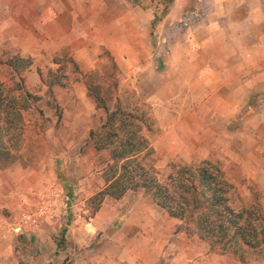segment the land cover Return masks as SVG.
I'll list each match as a JSON object with an SVG mask.
<instances>
[{
    "label": "crops",
    "instance_id": "crops-1",
    "mask_svg": "<svg viewBox=\"0 0 264 264\" xmlns=\"http://www.w3.org/2000/svg\"><path fill=\"white\" fill-rule=\"evenodd\" d=\"M148 18V11L131 0H0V59L29 58L25 83L36 71L42 76V64L50 63L46 73L63 65L64 58L79 65L90 46L108 47L118 71L121 62L111 48L121 46L130 54L137 48L136 57L147 67ZM160 26L172 40L165 51L162 39L164 52L157 66L164 73L154 87L159 100L177 111L174 141L188 136L199 148L204 142L206 149L197 155L221 161L231 184L230 198L239 191V204L249 205L251 187L259 194L257 204L264 205V0H173ZM132 61L128 54L123 65ZM165 136L164 131L160 140ZM52 175L51 168L0 167V264H17L14 241L16 234H21L19 239L25 235L2 234L5 220L32 193L58 188L50 185ZM76 184V190L66 192L65 215L57 211L25 235L31 237L28 252L34 253L30 264H163L164 251H169L171 264H244L210 251L143 191L130 190L119 199L104 197L95 214L86 217L84 200L104 180L92 171ZM120 209L125 213V229L120 231L139 238L140 245H118L114 251V239L105 230ZM100 236L107 241H99Z\"/></svg>",
    "mask_w": 264,
    "mask_h": 264
},
{
    "label": "rangeland",
    "instance_id": "rangeland-1",
    "mask_svg": "<svg viewBox=\"0 0 264 264\" xmlns=\"http://www.w3.org/2000/svg\"><path fill=\"white\" fill-rule=\"evenodd\" d=\"M131 1L134 6L149 13L147 37L149 52L147 67L144 66V61L136 57L137 48H135L136 51L134 50L133 54H130L124 51L123 47L114 46L111 50L115 53V57L119 58L118 62H121L119 71L115 70L108 57V47L98 45L90 46L88 52L83 53L82 59L77 61L79 63L77 66L69 63L64 58L63 71H65L68 80L67 87L53 85L51 91L48 92L43 78H45L47 69L51 68L49 67L50 63L38 66L42 70V76L36 71V74L33 73L35 77L31 79L32 82L26 77L27 86H32L33 90L41 96L35 102V106L42 110L44 118L36 112H32L26 116V138L22 144L20 154L17 159L6 164L4 167L12 165L25 167L29 165L30 167H39L40 169L46 170L51 168L53 179L51 180L52 182L49 181L50 185H58L62 190V200L58 209L61 215H65L66 192L76 190V182L78 179L83 178L92 171L99 172L104 180L103 172L107 163L110 161L108 155L103 151H96L89 140V131L98 128L103 123L106 115L104 109L97 107L90 96L88 90V86L90 85H95L100 88L99 95L105 99V104L108 108L112 109L116 104L128 109L138 107L141 110L140 113L146 115L144 119H148L147 122L150 125L149 131L146 134L155 150V158H153L152 164L158 170L160 179L164 177L170 162L191 165L198 164L204 160L197 155L200 149H206L204 142L198 143L199 148L196 147L197 143L195 141L188 142V136L181 138L180 142L177 140L174 141L173 133L176 134L174 130L177 127H173V115L177 111L172 110L171 104H167L168 102L162 103L159 100V92L154 87L160 83V79L157 77H160L164 73L162 66H157L158 60L164 52L162 39L165 37V51H169L172 40V37L168 36L164 28L160 26V22L165 17L169 7H171L173 0L171 2H169L170 0ZM155 15H157V18ZM158 17L159 19L162 17L161 20ZM128 54L133 61L132 64L125 67L123 63H125V58ZM53 66L56 67L55 65ZM80 69L81 74L77 76L76 73ZM23 73L24 71L15 73L10 66L0 59L1 80L6 82L13 81L15 83L20 81L23 77L22 75H24ZM146 79L147 82H145ZM115 82L116 86L114 84ZM147 83H151L152 86L147 87ZM160 87L163 90V85H160ZM152 90L155 91L152 92ZM247 113L248 111L245 110L244 114L247 115ZM164 131L166 132V136L160 140ZM208 160L221 167V161L219 159L210 158ZM67 173H69V176H67ZM57 179H60L59 183ZM105 185L106 182L104 180V186L100 190ZM249 188L251 192L249 205L260 203L258 201L259 194L254 192L251 187ZM135 191H142V189ZM92 195L86 200L81 199L85 201L83 203L84 208L88 209V206L90 207L92 205L89 200ZM104 197L110 196L106 195ZM238 198H240L239 191L232 199L229 196L232 208L239 210L249 206H241ZM73 200L74 198L70 200V203L71 201L74 203ZM262 206L264 208V205ZM124 214L123 209H120L113 225L105 230V232H109V236H111L110 240L114 239L111 243L114 251L116 250L115 246L118 245L126 248L140 245L139 241L136 242L139 238L130 239L128 237L129 235H125V231H120L125 229L122 227L124 222L122 217ZM117 230L119 231L117 232ZM114 232L116 234L112 235ZM18 235L21 234H16L18 238L14 241V262L17 264H30L32 254L34 253L28 252L30 247L27 245V241L31 240V237L23 235V239H19ZM107 239L105 236L99 237V241L101 242L107 241ZM227 254L235 261L240 260L232 249ZM161 257L165 258L163 264H171L169 251H164ZM240 261L244 264H264V249L249 251L245 254L244 259Z\"/></svg>",
    "mask_w": 264,
    "mask_h": 264
},
{
    "label": "trees",
    "instance_id": "trees-1",
    "mask_svg": "<svg viewBox=\"0 0 264 264\" xmlns=\"http://www.w3.org/2000/svg\"><path fill=\"white\" fill-rule=\"evenodd\" d=\"M108 57L113 69L118 70L109 53ZM68 61L77 66L71 59ZM5 63L15 73H21L31 60L15 56ZM63 68L60 64L46 73L43 79L48 92L53 85L68 83ZM114 84L116 86V82ZM88 90L96 106L103 108L106 114L103 123L89 131V140L96 151L105 152L110 161L103 172L106 185L89 198L92 205L88 206L86 217L95 214L104 196L119 199L129 190L142 189L168 216L181 221L182 230L207 242L214 253L225 254L232 249L241 260L249 251L264 249V208L257 203L239 210L232 208L229 203L231 184L218 164L207 159L191 165L170 162L160 179L152 164L155 150L146 134L150 128L148 119H144L146 115L141 114L138 107L128 109L116 104L110 109L99 95L98 86L90 85ZM40 98L23 77L15 83L0 79L1 167L20 154L26 138V116L36 112L44 118L42 110L35 106ZM68 198L72 199L71 192Z\"/></svg>",
    "mask_w": 264,
    "mask_h": 264
},
{
    "label": "built area",
    "instance_id": "built-area-1",
    "mask_svg": "<svg viewBox=\"0 0 264 264\" xmlns=\"http://www.w3.org/2000/svg\"><path fill=\"white\" fill-rule=\"evenodd\" d=\"M61 200L62 190L59 186L32 193L19 209L7 217L2 226V234L25 233L30 236L33 229L55 215ZM87 213V208H84L83 214Z\"/></svg>",
    "mask_w": 264,
    "mask_h": 264
}]
</instances>
